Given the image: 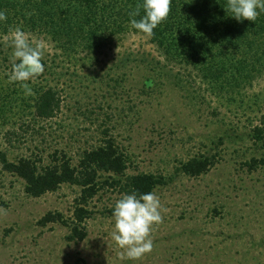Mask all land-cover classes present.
I'll return each instance as SVG.
<instances>
[{"label":"rangeland","instance_id":"1","mask_svg":"<svg viewBox=\"0 0 264 264\" xmlns=\"http://www.w3.org/2000/svg\"><path fill=\"white\" fill-rule=\"evenodd\" d=\"M26 32L45 43V69L29 82L31 94L9 82L8 33L0 32V153L45 164L63 152L75 165L83 150L112 138L127 158L126 175L163 178L152 191L163 220L153 227L151 252L121 259L110 237L112 205L126 194L119 187L89 200L86 235L69 240L79 187L64 183L31 197L0 162V264H264V65L250 80L216 89L191 62L168 61L138 31L69 51ZM49 87L59 110L40 120L33 105ZM197 155H216L215 163L199 176L184 174L181 164ZM47 213L65 224L42 225Z\"/></svg>","mask_w":264,"mask_h":264},{"label":"trees","instance_id":"2","mask_svg":"<svg viewBox=\"0 0 264 264\" xmlns=\"http://www.w3.org/2000/svg\"><path fill=\"white\" fill-rule=\"evenodd\" d=\"M138 2L140 0H0V9L7 15V19L0 22V32L7 34L20 26L25 32L49 37L64 51L76 46L95 49L106 42L108 35L137 31L129 25V12ZM225 4L226 0H171L167 19L150 36V41L168 61L191 62L216 89L248 81L252 74L254 77L259 74L264 65V12L254 22H238L225 12ZM59 105L57 91L49 87L37 93L33 113L40 120L49 119L55 116ZM253 137L261 141L262 129L255 127ZM215 159L216 155L191 157L181 164V171L188 176H199L213 166ZM0 162L6 172L24 181V192L31 197L55 191L64 183L79 187L69 240L84 239L86 232L81 224L89 216L86 205L105 186L119 187L126 194L143 193L153 191L164 181L161 176L150 173L126 175L127 158L112 138L83 150L75 165L63 152H53L45 164L32 157L10 162L4 153H0ZM255 162L252 160L251 164ZM1 205L4 203L0 200ZM50 222L65 224L59 214L47 213L40 220L42 225Z\"/></svg>","mask_w":264,"mask_h":264},{"label":"clouds","instance_id":"3","mask_svg":"<svg viewBox=\"0 0 264 264\" xmlns=\"http://www.w3.org/2000/svg\"><path fill=\"white\" fill-rule=\"evenodd\" d=\"M171 0H140L129 12V25L147 36L167 19ZM225 12L235 20L254 22L264 12V0H226ZM141 10L143 14L141 15ZM136 17H139L137 19ZM7 19L6 12L0 9V22ZM6 48L10 49L8 80L19 83L25 94H31L30 81H34L45 69L43 57L46 45L34 41L22 27L10 29L3 38ZM111 240L121 251V259L135 260L152 251L153 227L162 222V204L152 191L123 194L112 205Z\"/></svg>","mask_w":264,"mask_h":264}]
</instances>
